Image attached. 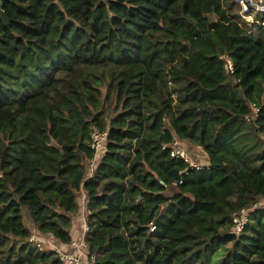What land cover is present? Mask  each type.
<instances>
[{"label": "trees", "instance_id": "1", "mask_svg": "<svg viewBox=\"0 0 264 264\" xmlns=\"http://www.w3.org/2000/svg\"><path fill=\"white\" fill-rule=\"evenodd\" d=\"M235 2L0 0V264H60L28 241L72 242L83 190L88 263L264 264V207L230 235L264 202V26ZM94 129L109 151L90 178ZM174 138L210 164L178 187Z\"/></svg>", "mask_w": 264, "mask_h": 264}, {"label": "built area", "instance_id": "2", "mask_svg": "<svg viewBox=\"0 0 264 264\" xmlns=\"http://www.w3.org/2000/svg\"><path fill=\"white\" fill-rule=\"evenodd\" d=\"M235 6L238 9V19L240 23L249 31L255 30L254 26L261 25L264 26V21H260L261 17H264V0H236ZM229 68L233 71L232 64L229 63ZM251 114L246 117V121L251 123L255 121L260 112L261 108L256 104L250 106ZM199 154L191 153L188 149L187 144L178 138H174L171 143L164 146V149H168L170 156L186 164V169L181 172V179L178 182L173 183L172 187H178L184 184L185 177L189 175L191 171H205L210 169L209 158L204 150L195 146ZM90 148L95 154V158L91 161V166L89 169V177L93 176L95 168L99 159L105 157L108 154V132H102L98 129H94L91 133V143ZM160 184L165 188L170 189L163 181ZM264 207V202H259L253 208L242 209L240 212L233 214L232 222L233 228L230 232L231 236L239 237L245 227L248 225L250 218L256 209H261ZM156 230L154 224L150 226V232L153 233ZM88 227H86V231ZM29 244L31 247L36 249L38 252H42L45 248L54 253L55 258L60 264H92L86 261V255L89 250L88 244L82 239L79 243H60L54 239L52 235L38 236L36 233H32L29 238Z\"/></svg>", "mask_w": 264, "mask_h": 264}, {"label": "rangeland", "instance_id": "3", "mask_svg": "<svg viewBox=\"0 0 264 264\" xmlns=\"http://www.w3.org/2000/svg\"><path fill=\"white\" fill-rule=\"evenodd\" d=\"M227 9H228V13H229L230 18L232 20L240 22V20L238 19V9L236 7H231V8L227 7ZM106 82L108 84L111 83V79L108 75L106 76ZM103 93H104L105 99L103 100L102 119H103L104 123H107L110 116L115 114V112H114L115 111V96H114L113 91H109L107 87H105L103 89ZM187 146H188L189 151L191 153H193V155L199 154L197 148L194 145H187ZM79 200H80V197H79ZM47 251H49V250L47 248H45L42 252H47ZM216 259H218L217 256H216Z\"/></svg>", "mask_w": 264, "mask_h": 264}, {"label": "crops", "instance_id": "4", "mask_svg": "<svg viewBox=\"0 0 264 264\" xmlns=\"http://www.w3.org/2000/svg\"><path fill=\"white\" fill-rule=\"evenodd\" d=\"M79 212L73 217L72 225L70 228V235L72 237L73 242L79 243L82 239H84L86 234L87 227V216L88 212L86 210V192L83 190L79 194Z\"/></svg>", "mask_w": 264, "mask_h": 264}]
</instances>
